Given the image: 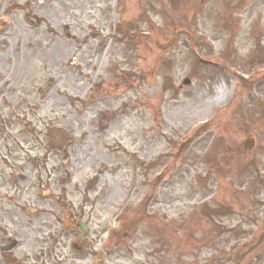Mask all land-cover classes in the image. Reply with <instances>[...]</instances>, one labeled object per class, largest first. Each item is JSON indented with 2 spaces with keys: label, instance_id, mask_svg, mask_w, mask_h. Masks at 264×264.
I'll use <instances>...</instances> for the list:
<instances>
[{
  "label": "rangeland",
  "instance_id": "1",
  "mask_svg": "<svg viewBox=\"0 0 264 264\" xmlns=\"http://www.w3.org/2000/svg\"><path fill=\"white\" fill-rule=\"evenodd\" d=\"M0 13V264H264V0Z\"/></svg>",
  "mask_w": 264,
  "mask_h": 264
},
{
  "label": "water",
  "instance_id": "2",
  "mask_svg": "<svg viewBox=\"0 0 264 264\" xmlns=\"http://www.w3.org/2000/svg\"><path fill=\"white\" fill-rule=\"evenodd\" d=\"M27 13H28V11H27ZM29 18H30V20L36 22V18H32V17H29ZM185 82L188 83L189 82L188 79H185ZM245 146L251 147L252 146V140L251 139H247V141L245 142ZM82 229H83V234L80 236V240L84 239V235H85V233L87 231V228H86L85 225H82ZM101 258H102V253H99L97 255V260H100Z\"/></svg>",
  "mask_w": 264,
  "mask_h": 264
},
{
  "label": "bare ground",
  "instance_id": "3",
  "mask_svg": "<svg viewBox=\"0 0 264 264\" xmlns=\"http://www.w3.org/2000/svg\"><path fill=\"white\" fill-rule=\"evenodd\" d=\"M53 51H54V53L57 52V51H59L58 46H55L54 49H53Z\"/></svg>",
  "mask_w": 264,
  "mask_h": 264
},
{
  "label": "flooded vegetation",
  "instance_id": "4",
  "mask_svg": "<svg viewBox=\"0 0 264 264\" xmlns=\"http://www.w3.org/2000/svg\"><path fill=\"white\" fill-rule=\"evenodd\" d=\"M1 17H2V15H1ZM1 17H0V18H1Z\"/></svg>",
  "mask_w": 264,
  "mask_h": 264
}]
</instances>
